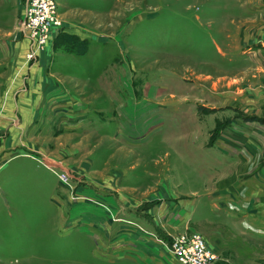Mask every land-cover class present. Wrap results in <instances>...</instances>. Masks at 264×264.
I'll list each match as a JSON object with an SVG mask.
<instances>
[{"label": "rangeland", "instance_id": "rangeland-1", "mask_svg": "<svg viewBox=\"0 0 264 264\" xmlns=\"http://www.w3.org/2000/svg\"><path fill=\"white\" fill-rule=\"evenodd\" d=\"M57 1L63 28L28 60L25 0H0V264H119L91 221L118 222L132 140L161 142L167 123L217 180L175 237L200 232L211 264H264V0ZM27 90L33 116L14 106Z\"/></svg>", "mask_w": 264, "mask_h": 264}, {"label": "crops", "instance_id": "crops-1", "mask_svg": "<svg viewBox=\"0 0 264 264\" xmlns=\"http://www.w3.org/2000/svg\"><path fill=\"white\" fill-rule=\"evenodd\" d=\"M256 24L260 25L262 22L257 21ZM25 78L29 82L32 81V76L29 74L17 78L15 82L22 83ZM47 78L48 75L42 77L45 82ZM47 94H43L42 97L47 98ZM38 98L39 96L33 91H22L15 97L14 106L23 115L33 116L39 113L38 109L42 108L36 107ZM24 119L29 121L28 117ZM185 126L184 124V130ZM164 127L165 131L155 133L162 137L161 142L153 139L155 135L143 142L138 139L132 140L135 148H132L131 153L135 159V165L128 172V182L122 183L123 191L120 193L118 207L121 220L112 223L110 230L104 224L102 231L99 230L101 227L96 224V221H91L93 225H90L92 229H90L91 233L88 238L96 240V236L103 234L105 243H108L106 238L109 231L111 233L110 251L113 252V258L118 257L119 264H179L175 254L171 251L174 238L170 242L168 237H175L173 232L177 225L186 227L185 224L193 217L191 210L199 205L197 201L201 194L204 192L205 195L208 194L209 187L217 181L213 178L214 173H208V168L214 166L204 159L206 152L198 148L193 151L191 140H170V133L174 132L175 128L169 123ZM149 147L156 149L154 154H147ZM115 157L117 156L110 155L111 159ZM193 161L196 167L192 166ZM219 165L217 164V168L220 167ZM192 167L195 173L193 174L197 176L195 181H193L192 174L187 172ZM104 176L105 181L102 186H116L114 180L107 181V172ZM98 184L92 185L94 193L101 188L100 183ZM252 186L255 187L254 192L260 188L256 180H252ZM157 200L158 203L151 209V218L143 213H135L134 208L141 203ZM160 227L166 232L164 235L158 233L157 229ZM185 230L187 229L183 231ZM105 248L107 249L106 246Z\"/></svg>", "mask_w": 264, "mask_h": 264}, {"label": "built area", "instance_id": "built-area-1", "mask_svg": "<svg viewBox=\"0 0 264 264\" xmlns=\"http://www.w3.org/2000/svg\"><path fill=\"white\" fill-rule=\"evenodd\" d=\"M63 25L57 0H25L23 30L30 37L27 59H36ZM59 170L56 174L61 183L70 185L73 176L63 169ZM171 251L179 264H211L217 257L206 238L196 231L177 235L171 243Z\"/></svg>", "mask_w": 264, "mask_h": 264}]
</instances>
